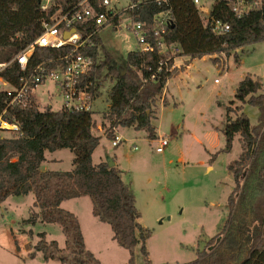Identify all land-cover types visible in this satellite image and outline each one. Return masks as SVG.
Instances as JSON below:
<instances>
[{
	"label": "trees",
	"instance_id": "16d2710c",
	"mask_svg": "<svg viewBox=\"0 0 264 264\" xmlns=\"http://www.w3.org/2000/svg\"><path fill=\"white\" fill-rule=\"evenodd\" d=\"M83 0H52L47 12L41 10L43 0H0V63L9 62L34 42L43 32V23H51L57 12L67 13ZM101 0H88L85 5L97 12H105ZM138 5L126 9L133 23L141 22L154 46L151 52L138 49L128 53L121 63L103 46L98 27L93 21L76 25L82 39H88L89 48L76 52L94 58L93 71L87 77L95 82L92 90L98 95L106 79L113 82L109 92V107L102 116L101 127L107 138L115 139L116 129L145 130L156 138L157 100L166 85L178 72L174 56L160 52L153 31L155 19L163 15L165 32L162 41L179 50L176 56L196 58L212 55H235L236 50L264 42V19L258 13L237 18L228 0H215L210 17L222 20L230 30L221 36L213 33L205 18L191 0H132ZM120 25L118 15L110 13L109 23ZM75 49L74 45L54 48H35L29 58L27 72L43 65L52 69L63 63V58ZM120 65H122L120 67ZM125 73H123V69ZM23 72L17 63L9 66L1 76L10 85L17 86ZM260 79L245 77L237 87L235 101L226 110L222 133L225 152H230L234 138L239 135L242 153L227 169L235 186L228 197L229 215L219 233L208 240L196 259L189 264H264V94L260 93ZM243 104L258 107L260 121L252 126L243 112ZM5 109V95L0 93V114ZM234 113L232 117L230 113ZM94 112L40 109L32 97L26 106L7 111L5 117L20 125L21 136L0 139V204L9 196L33 193L34 206L39 209L25 223L37 221L56 223L66 238L65 248L56 241L48 242L45 233L35 246L46 260L57 259L62 264H101L86 249L79 220L73 213L61 208L62 202L89 197L92 214L108 224L118 245L133 255L136 246L149 259L146 242L152 231L140 223L131 185L123 180L122 171L108 162L93 163L92 155L100 143L93 133ZM69 150L73 154L69 171H42L47 153ZM213 160V159H212ZM236 194V196H235ZM235 196V197H234ZM33 256V255H32ZM125 264H136L133 256Z\"/></svg>",
	"mask_w": 264,
	"mask_h": 264
},
{
	"label": "rangeland",
	"instance_id": "374dc122",
	"mask_svg": "<svg viewBox=\"0 0 264 264\" xmlns=\"http://www.w3.org/2000/svg\"><path fill=\"white\" fill-rule=\"evenodd\" d=\"M110 1L108 11L118 15L120 25L114 22L104 25L99 37L114 60L121 63L128 53L139 48L138 38L132 31L133 21L126 11L132 0ZM214 1L201 0V11L211 9ZM161 50L174 56L178 72L157 100L156 118L152 121L156 138H149L145 130L120 127L115 135L121 141L117 146L112 145L113 139L107 138L101 127L113 85L109 79L104 81L92 103L93 133L100 136L92 161L95 164L112 161L122 171L123 180L131 185L141 214L140 223L152 231L146 242L149 259L139 245L133 255L118 245L111 227L92 214L89 197L61 204V208L77 216L86 249L101 264H125L132 256L136 264H189L196 259L197 251L226 222L228 197L235 186L227 167L242 153L239 135L234 138L231 151H224L222 129L226 110L235 101L239 83L247 76L260 79V93L264 94V42L236 50L239 62L234 54L204 56L190 62L188 57L176 56L179 50L174 46L165 44ZM55 88L49 82L36 88L35 98L40 109L62 108V98ZM236 105L237 102L232 107ZM242 106L251 125H257L259 108ZM230 115L235 117L232 112ZM3 136L11 134L6 132ZM161 138L168 145L162 153H157ZM50 156L60 159L50 164L52 170L72 169L73 154L69 150L47 153ZM34 202L35 196L30 193L9 196L0 204V264H62L57 259L46 260L35 249L41 233H45L48 242L56 241L63 249L66 238L59 224L24 222L39 211Z\"/></svg>",
	"mask_w": 264,
	"mask_h": 264
},
{
	"label": "built area",
	"instance_id": "2783aa9c",
	"mask_svg": "<svg viewBox=\"0 0 264 264\" xmlns=\"http://www.w3.org/2000/svg\"><path fill=\"white\" fill-rule=\"evenodd\" d=\"M88 0H83L67 13L60 11L52 18L51 23H43L42 34L31 44H29L23 51L17 54L12 60L5 63H0V93L5 95V109L0 114V139L6 138L3 133H10L12 135L21 136L20 125L15 121H10L5 117L7 111L24 107L28 101L35 97V91L38 86L45 82L53 84L59 96L62 98V108L68 111H92V103L96 98L94 91L92 92L95 82L89 80L87 77L93 71L95 65L94 58L90 55H84L76 52L79 48H89L88 43L91 38L83 40L82 35L78 33L77 24L93 21L96 26L102 27L109 23L110 13L108 6L111 4L110 0H101V6L106 10L105 12H97L86 4ZM193 4L200 11L205 18L206 25L210 27L214 34L221 36L230 30V26L222 20L210 17V11H201V0H191ZM158 4L167 2V0H156ZM215 2V1H214ZM232 13L237 18H242L250 13H258L264 19V0H228ZM52 5V0H43L41 10L47 12ZM137 3H131L128 9H133ZM212 8V7H211ZM114 14V13H113ZM158 23L153 31V35L158 39L157 45L164 47L162 34L165 32V24L163 15H159L155 19ZM75 29L76 32L67 39L64 38L66 32ZM132 31L137 36L139 42L138 50L141 52H151L154 46L148 39V33L141 22L133 23ZM66 44L75 46V49L63 58V63L58 64L57 67L48 69L40 65L34 68L31 72H27L29 58L32 56L35 48H54L58 49ZM13 63L20 66L23 75L20 77L18 85H10L7 83L1 74ZM121 139L117 136L112 142L113 146H117ZM168 141L165 138L159 140V145L156 148L157 153H162L167 147Z\"/></svg>",
	"mask_w": 264,
	"mask_h": 264
},
{
	"label": "crops",
	"instance_id": "0c3cea01",
	"mask_svg": "<svg viewBox=\"0 0 264 264\" xmlns=\"http://www.w3.org/2000/svg\"><path fill=\"white\" fill-rule=\"evenodd\" d=\"M57 160H60V159L58 157H55V156L47 157V155H46V161L42 164L41 170L42 171L52 170L50 167V164H53Z\"/></svg>",
	"mask_w": 264,
	"mask_h": 264
},
{
	"label": "water",
	"instance_id": "95a60500",
	"mask_svg": "<svg viewBox=\"0 0 264 264\" xmlns=\"http://www.w3.org/2000/svg\"><path fill=\"white\" fill-rule=\"evenodd\" d=\"M75 32H76L75 29H72L70 32H66V33L64 34V38L67 39L68 37H70V36H71L72 34H74ZM108 164H109L110 167H112V166L115 165L112 161H109Z\"/></svg>",
	"mask_w": 264,
	"mask_h": 264
}]
</instances>
